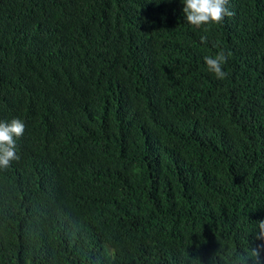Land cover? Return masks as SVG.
Returning <instances> with one entry per match:
<instances>
[{
    "label": "trees",
    "instance_id": "trees-1",
    "mask_svg": "<svg viewBox=\"0 0 264 264\" xmlns=\"http://www.w3.org/2000/svg\"><path fill=\"white\" fill-rule=\"evenodd\" d=\"M226 6L197 28L181 0H0V121L25 123L0 264H242L264 244V0Z\"/></svg>",
    "mask_w": 264,
    "mask_h": 264
},
{
    "label": "clouds",
    "instance_id": "clouds-1",
    "mask_svg": "<svg viewBox=\"0 0 264 264\" xmlns=\"http://www.w3.org/2000/svg\"><path fill=\"white\" fill-rule=\"evenodd\" d=\"M183 3V13L187 23L197 28L202 25L220 24L225 16L232 17L234 11L229 10L226 6L228 0H181ZM207 31V28H205ZM206 37L202 36L201 41H206ZM220 51L215 57H204L205 64L210 72L216 78L224 79L227 73L223 70L228 56ZM25 131V123L17 118L10 122L0 121V169H7L13 161L19 160L16 152V138L23 135ZM255 229L256 239L264 241V220H259ZM264 251V244L258 245L256 248H249L243 253L242 264H246L248 258H252L253 264H261V252Z\"/></svg>",
    "mask_w": 264,
    "mask_h": 264
}]
</instances>
